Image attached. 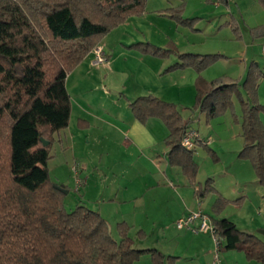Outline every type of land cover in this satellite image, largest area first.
Here are the masks:
<instances>
[{
    "label": "trees",
    "instance_id": "trees-1",
    "mask_svg": "<svg viewBox=\"0 0 264 264\" xmlns=\"http://www.w3.org/2000/svg\"><path fill=\"white\" fill-rule=\"evenodd\" d=\"M146 2L0 0V264H133L148 252L159 263L165 259L155 248H136L126 223H119L120 238H116L97 210L82 203L67 210L66 193L54 186L48 166L54 134L70 122L68 75L105 34L130 16L141 15ZM260 2L264 5V0ZM147 45L129 47L160 57L168 52ZM223 56L178 53V61L167 71L192 67L200 73ZM262 77L254 61L243 83L208 81L198 75L195 107L213 116L232 108L234 95L239 98L244 137L240 156L251 160L264 185V124L260 116L264 105L258 99ZM130 106L141 122L153 116L165 122L170 131L166 139L170 163L181 166L194 181L198 165L193 149L182 142L190 125L178 105L147 95ZM211 183L212 179L207 180L206 186L197 191L200 197L216 191ZM228 201L219 195L214 210L220 211ZM211 221L219 251L242 250L249 259L264 264L262 238L240 230L227 218L211 216Z\"/></svg>",
    "mask_w": 264,
    "mask_h": 264
},
{
    "label": "crops",
    "instance_id": "crops-1",
    "mask_svg": "<svg viewBox=\"0 0 264 264\" xmlns=\"http://www.w3.org/2000/svg\"><path fill=\"white\" fill-rule=\"evenodd\" d=\"M223 11L219 18L212 16L209 20H216L217 25H223L228 20V10ZM105 39L67 77V82L72 76L81 80L97 69L98 73L101 72L102 78L109 77H103L106 71V75L110 73L112 80H117L118 83L113 81L114 84L109 83L105 87L89 86L88 90L76 93V104L72 102L69 125L59 131L58 138L65 152L66 164L68 162L71 164L73 159L78 161V174L70 170V176L57 180L59 185L68 187V193L64 198L65 206L71 204V199L67 198L72 185V189L79 193L76 204L82 203L97 210L108 222H112L113 229H117L119 223H126L130 229L143 230L147 237L146 229L160 227L166 241L169 237H172L169 238L171 240L177 237L181 242L189 238L185 251L195 249L197 243L196 248L199 247L204 256V264H223L218 247L212 245L213 237L217 245V237L214 234L213 236L209 231L178 227L177 221L196 210H202L211 217L207 208L210 209L214 205L219 195L228 199L224 196L226 192L221 186L224 185V181H228L231 169H239L240 175H243L237 183L256 180L257 175L251 162L248 159L237 158V153L244 145L242 124L240 123V131L237 127L232 137H226L234 138L235 145L230 148L220 146L224 142L221 137H219L221 142H218L217 136L211 133L207 134V140L198 135L199 140L211 145L223 160L220 180L209 178L212 179L211 185L216 191H209L200 197L197 191L203 186L197 183L196 179L191 181L181 166L170 163V147L166 143L170 131L165 122L156 116L141 122L135 117L130 106L138 97L147 95H155L173 103L193 101L197 93L195 84L197 72L190 67L167 71L177 60L174 62L172 57H154L137 49L117 51L116 48L128 45L122 41L115 46V50H111L109 48L111 44ZM98 49L102 50L104 61L97 59ZM135 57L137 66L134 70L127 64V60ZM121 59L123 61H120ZM125 77L134 79L131 92L122 90L126 86L119 83V80ZM83 85L88 86L86 83ZM96 94L101 98L97 103L91 97L97 96ZM93 109H96V112ZM261 120L264 124V114L261 115ZM197 151L205 156L204 151L196 143L193 149L195 162L198 159ZM206 158L207 161L210 160L208 155ZM78 178L81 180L80 185ZM219 181L222 185H219ZM243 186V195L249 198L258 190L257 185ZM231 191L235 192L236 189L231 188ZM222 218L233 221L221 214L219 219ZM258 225L264 227L263 222ZM236 226L238 227L237 224ZM260 230L259 235L254 230L245 232L255 234L264 240ZM160 250L164 254L173 253ZM199 253L195 252V255ZM193 254L192 252L191 257ZM181 255L178 254V260L181 259ZM245 261L247 264H259L253 260Z\"/></svg>",
    "mask_w": 264,
    "mask_h": 264
},
{
    "label": "rangeland",
    "instance_id": "rangeland-1",
    "mask_svg": "<svg viewBox=\"0 0 264 264\" xmlns=\"http://www.w3.org/2000/svg\"><path fill=\"white\" fill-rule=\"evenodd\" d=\"M216 2L219 3L216 4ZM224 9L228 10V20L226 19L227 21L223 25H217L216 20H209V17L212 16L219 18ZM220 27L221 29H219ZM104 38L111 44L109 47L111 50H115V46L121 41L128 44L126 47L121 46V48H116L117 51L118 49L126 51L135 49L129 47L134 44L140 46L148 44L152 47H160L163 50H168L166 55L160 57L150 53L151 56L158 58L172 57L174 62L179 59L178 53L224 54L223 57L202 69L200 73L193 68L198 75H201L208 81L224 79L228 82L230 80H237L243 83L247 77L248 67L254 61L259 64L263 72V77L260 79L258 86V99L264 105V5L260 0H147L145 10L141 15L130 16L105 34ZM139 52L143 53L140 50ZM120 61H123V59ZM136 62V57L127 60V64L134 70L137 66ZM98 72L99 70L96 69L93 70V73H88L84 79L78 80L75 76H72L68 80L67 88L69 89L72 102L76 104L75 94L80 91H86V89L88 90L89 86L105 87L109 83H118L117 80H112L110 73L106 75L105 71L103 77L109 76L105 79V77L102 78L101 72ZM133 81L134 79L131 80V78L128 79L127 77L119 80L122 86L128 87V89L125 87L122 90H125V92L129 90L131 92ZM84 83L88 86L83 85ZM242 91L244 95H247L243 88ZM119 92L117 93L118 95H120ZM91 97L96 100V103L101 99L98 95ZM232 100V108H227L225 111H220L213 116L195 107L197 101L196 95L193 101L183 100L178 101V103L174 101V103L178 104L184 119L189 121L190 128L196 130L200 138L207 140V134L211 133L213 136H217L216 141L221 142L219 137L223 139L222 141L224 142L220 145L222 148H230L235 145L234 138L227 139L226 137H232L237 127L239 131L241 130L240 123L242 120L241 102L236 95L232 97ZM95 110L93 109V111ZM263 114L264 112H261L260 116ZM73 116H76L75 111ZM59 133L58 131L54 135L55 141L51 148L52 156L48 164L50 178L54 184H58L57 180L60 178L70 176L72 165L78 163L76 159H73L71 164L69 162L66 164L65 152L62 146H60L58 138ZM198 141H200L199 138ZM198 144L200 149L204 151L205 156L207 157L208 155L210 158L207 161L204 155H200L198 151L196 152V158H198L196 160L198 165L196 181L204 187L209 178L220 180L223 170V160L221 159L222 156L215 152L211 145L202 141ZM237 158L248 159L251 162L249 158L241 157L240 152L237 153ZM251 165L253 166L252 162ZM230 172V175L227 177L228 181L223 182L224 185L219 181V185H222L223 191L226 192L224 196H227L229 201L218 212L214 210V205L210 209L207 208V211L217 219L221 217V214L222 216H228L241 230H254L259 235V230L264 228L258 225L262 222L264 224V185L257 180L258 178L254 182H243L242 184L245 186H258V190H255L251 198L246 197L242 192L244 186L240 182L237 183V181H240V177L243 176L240 175V170L233 168ZM231 188L236 189V191L232 192ZM70 189L71 191L67 199H71V204L66 205L69 211L77 207L76 201L79 194L72 189V185H70ZM108 223L112 234L116 238H120L118 226L117 229H113L112 222ZM146 230L147 237L145 232V235L142 237L140 233H143V230L129 229L128 234L134 239V246L136 248H159L157 250L162 254L164 253L160 249L173 253L172 255L164 254L165 259L162 263L156 261L152 253H144L135 259L133 264H204V256L200 248H196L197 243L195 244V249L192 248L193 251H185L189 238L181 242L177 237L174 238L175 240H171L169 238L172 237H169L166 241V237H164V233L160 227L158 229ZM210 233L213 235L212 232ZM212 241V245L216 247L214 237ZM194 251L200 253L195 255ZM192 252L194 253L193 257H191ZM219 252L223 264H247L245 259L261 264L256 259H249L242 250L224 248ZM178 254H182L180 260H178Z\"/></svg>",
    "mask_w": 264,
    "mask_h": 264
},
{
    "label": "built area",
    "instance_id": "built-area-1",
    "mask_svg": "<svg viewBox=\"0 0 264 264\" xmlns=\"http://www.w3.org/2000/svg\"><path fill=\"white\" fill-rule=\"evenodd\" d=\"M263 52H264V44H263ZM97 53H98L97 59L99 61H104L105 58L102 55V50L98 49ZM198 138L199 137L196 130L189 128L184 134L182 140L183 145L188 149H194V146L197 143ZM71 169L74 174H78L77 163L73 164ZM78 183L79 185L81 184V180L79 178H78ZM177 226L181 228L187 227L194 231H206V232L210 231L213 234L215 233V226L211 221V217L202 210L191 211L187 215L181 217L177 221Z\"/></svg>",
    "mask_w": 264,
    "mask_h": 264
},
{
    "label": "water",
    "instance_id": "water-1",
    "mask_svg": "<svg viewBox=\"0 0 264 264\" xmlns=\"http://www.w3.org/2000/svg\"><path fill=\"white\" fill-rule=\"evenodd\" d=\"M42 141L44 142V144H49V140H46L44 138H41ZM54 186L60 190H62L64 193H68V189H65L64 187H62L61 185H58V184H54ZM260 232L264 235V228L260 230Z\"/></svg>",
    "mask_w": 264,
    "mask_h": 264
}]
</instances>
